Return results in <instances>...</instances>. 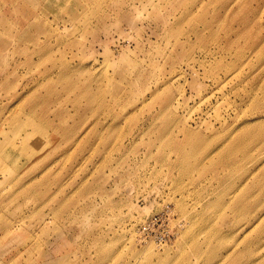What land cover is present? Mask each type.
I'll use <instances>...</instances> for the list:
<instances>
[{"label": "rangeland", "instance_id": "rangeland-1", "mask_svg": "<svg viewBox=\"0 0 264 264\" xmlns=\"http://www.w3.org/2000/svg\"><path fill=\"white\" fill-rule=\"evenodd\" d=\"M0 264H264V0H0Z\"/></svg>", "mask_w": 264, "mask_h": 264}]
</instances>
